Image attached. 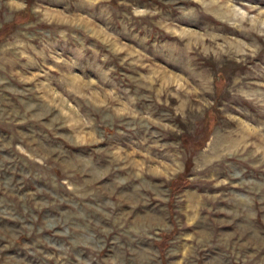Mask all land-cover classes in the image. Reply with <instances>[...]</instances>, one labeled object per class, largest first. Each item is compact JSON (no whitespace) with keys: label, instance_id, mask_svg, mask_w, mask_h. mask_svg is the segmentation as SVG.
I'll return each instance as SVG.
<instances>
[{"label":"rangeland","instance_id":"1","mask_svg":"<svg viewBox=\"0 0 264 264\" xmlns=\"http://www.w3.org/2000/svg\"><path fill=\"white\" fill-rule=\"evenodd\" d=\"M0 264H264V0H0Z\"/></svg>","mask_w":264,"mask_h":264}]
</instances>
